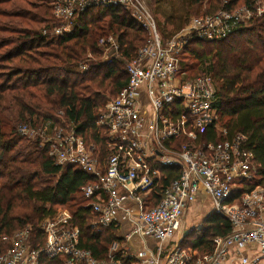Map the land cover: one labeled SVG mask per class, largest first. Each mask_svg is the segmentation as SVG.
I'll return each mask as SVG.
<instances>
[{"label":"built area","instance_id":"2783aa9c","mask_svg":"<svg viewBox=\"0 0 264 264\" xmlns=\"http://www.w3.org/2000/svg\"><path fill=\"white\" fill-rule=\"evenodd\" d=\"M51 6L58 23L49 32L53 37L72 35L74 21L91 9L122 10L148 35L130 61L120 55L116 36L98 41L102 62L123 63L128 78L95 122L101 146H86L61 113L58 122H31L17 131L46 147L56 166L74 167L93 179L81 194L98 217L95 231L117 228L122 215L130 227L127 239L155 243L141 252L140 264H264V189L256 186L240 194L256 180L253 153L242 137L226 138L212 107L216 88L211 78H189L180 71L179 60L190 38L225 39L252 14L243 8L196 18L184 33L163 39L138 0H53ZM263 12L257 6L256 15ZM87 62L79 63V73L88 70ZM210 128L221 140L204 138ZM170 170L178 173L171 180L166 173ZM199 195L210 199L207 217L220 216L231 228L226 237H214L207 254H197L176 235L183 214ZM38 231L42 243L35 246L29 229L6 237L0 264H39L41 257L62 258L63 264H120L116 243L103 261L80 249L79 230L67 213L43 220Z\"/></svg>","mask_w":264,"mask_h":264},{"label":"trees","instance_id":"16d2710c","mask_svg":"<svg viewBox=\"0 0 264 264\" xmlns=\"http://www.w3.org/2000/svg\"><path fill=\"white\" fill-rule=\"evenodd\" d=\"M52 1L0 0V253L7 249L1 239L22 229L30 230L34 246L42 243L40 224L67 208L72 225L79 230V248L103 261L119 239L113 226L95 231L98 217L81 194V188L93 179L74 167L56 166L46 147L26 141L17 131L31 122H58L55 115L61 113L86 146H101L95 122L128 78L123 63L102 62L98 41L116 36L120 55L130 61L148 35L122 10L91 9L74 21L72 35L53 37L49 32L58 23L52 15ZM173 1L151 3L159 7ZM258 2L188 0L191 8L206 3L204 15L208 17L241 8L252 16L225 39L190 38L179 57L180 71L189 78L199 74L211 78L216 88L212 107L226 138L242 137L245 148L253 153L257 179L240 194L256 186L264 189V12L256 15ZM86 60L88 70L79 73V63ZM205 62L208 65L203 69ZM204 138L221 140L212 128ZM23 142L30 144L19 147ZM166 173L169 180L178 175L172 170ZM230 231L224 218L211 215L182 244L201 254L211 253L214 237H226ZM39 264H63V260L41 257ZM122 264H133V260L123 259Z\"/></svg>","mask_w":264,"mask_h":264},{"label":"rangeland","instance_id":"374dc122","mask_svg":"<svg viewBox=\"0 0 264 264\" xmlns=\"http://www.w3.org/2000/svg\"><path fill=\"white\" fill-rule=\"evenodd\" d=\"M138 2L143 6V8L151 15V17L154 18L156 22V27L157 30L159 31L160 35L162 36L163 39H171L176 37L179 34L184 33L186 30L189 29L190 25H192V21L196 18H202L206 17L204 15L205 10L207 8V4L204 3L199 7L196 8H191L188 5V0H174L173 2H170L168 4L159 6V7H153L151 0H138ZM258 7L262 6L264 8V0H260V2L257 3ZM243 9V8H241ZM239 9L238 11H240ZM238 11H235L238 12ZM208 17V16H207ZM243 21L246 22V16H244ZM187 64L191 63V60L186 61ZM192 63H194L192 61ZM208 63L205 62L202 66L203 69L207 67ZM200 69H198L199 71ZM196 71V72H198ZM204 74H199L198 76H202ZM58 116V114H56ZM55 118L58 119V117ZM26 141L33 142L35 140L28 139ZM26 144H30L28 142H23L22 144L18 145L19 147L23 145V147L26 146ZM257 179V178H256ZM208 208H204L198 215H191L192 213L190 212V216L187 217L186 223L187 225H190L192 223L202 222V219L206 218L209 211L207 212ZM62 213H67L70 215V211L67 208H63L60 210V214ZM201 219L200 217L204 215ZM185 225V226H187ZM196 227V225H191L188 229H185L186 232H189V230H192ZM183 227V223L181 222L180 226V231H177V239L180 240L183 236V232L185 231ZM196 232V231H195ZM116 236L118 237L119 241L116 242L117 248H116V253H114L116 256L115 258L120 260V264H122L123 259H131L133 260V264H136V255L134 251L130 250L128 242L130 239H127L125 237H122V233L120 231L115 232ZM188 235V234H187ZM5 238L3 237L1 241L5 243ZM197 254H201L198 253ZM138 259V258H137ZM140 264V260H139Z\"/></svg>","mask_w":264,"mask_h":264},{"label":"crops","instance_id":"0c3cea01","mask_svg":"<svg viewBox=\"0 0 264 264\" xmlns=\"http://www.w3.org/2000/svg\"><path fill=\"white\" fill-rule=\"evenodd\" d=\"M205 207L208 208V210H207V212H208L210 210V199L208 197L201 196V195H199V197L195 200V202H193L191 205H189L188 209L185 211V213L183 214V216L181 218V222L183 223L184 230L188 229L191 225H194V224L196 225V227L192 230H189V232H186V230H185L182 233L183 234L182 238L186 237V235L188 233H190L191 231H195L198 228V226L200 224L202 225L203 221L207 218V217L205 219L203 218L201 223L196 222V223H192L190 225H187L186 220H187V217L190 216L189 213L191 212L192 213L191 215H194V213H196L195 215H198L202 210H204ZM205 215H206V213L204 215H202L200 217V219ZM118 220H119V223H118L117 231L118 232L120 231V233H122V237H125L126 235H128L130 233V227L125 222V220L122 219V215H120V214L118 215ZM185 225H187V226H185ZM128 244H129L130 250L134 251V253L136 255V259H135L137 261L136 264H139V260L137 258L140 256L141 252L144 250L145 247L152 249L155 246V243L153 241H151L149 239L142 240L136 236L131 237ZM233 264H237V263L233 262Z\"/></svg>","mask_w":264,"mask_h":264}]
</instances>
